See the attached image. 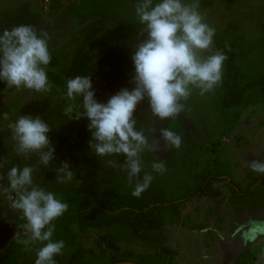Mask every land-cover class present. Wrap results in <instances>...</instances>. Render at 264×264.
<instances>
[{
	"label": "rangeland",
	"instance_id": "374dc122",
	"mask_svg": "<svg viewBox=\"0 0 264 264\" xmlns=\"http://www.w3.org/2000/svg\"><path fill=\"white\" fill-rule=\"evenodd\" d=\"M192 3L193 0H184ZM137 0H0V34L19 24H33L49 34L51 61L46 72L52 88L37 93L14 87L0 93V157L11 163L7 167L33 161H21L15 155L11 131L7 127L21 115H39L51 126L48 133L55 147V159L49 167L33 173L34 184L52 191L58 199L74 206L75 198H93L101 191L125 193L127 175L119 168L125 157L116 158V166L90 150L91 133L87 118L69 119L62 109L66 98V71L75 61L85 58L98 102L106 103L113 93L99 88V60L110 51H122L131 58L141 37L142 27L134 14ZM204 22L215 28L213 45L201 53L207 57L220 50L226 56L221 82L203 96L193 89L184 111L174 119L160 121L147 111V101L137 108V130H143L149 143L159 139V130L168 128L182 137L179 149H164L160 140L155 150L141 154L142 175L154 176L151 188L166 193L182 211L177 222L161 229L135 234L129 227L114 225L105 229L81 231L72 216L56 219L53 241H65L58 264H67L78 250H85L88 264H239L243 254L256 264L264 249V237L245 246L242 234L246 222L264 220V185L247 193L254 172L247 161L257 159L253 153H264V95L257 81L264 76V0H198ZM228 55L235 57L241 77V102L224 109ZM132 61V60H131ZM130 87L129 89L133 88ZM8 113V119L3 117ZM163 161L166 172L152 171L153 162ZM69 163L75 176L60 184L55 168ZM210 170L215 179L201 195L193 196L203 182L201 174ZM237 188L248 199L238 205L229 198ZM13 194L0 190V244L13 240V235L26 221L18 210L10 207ZM192 195L191 198H186ZM185 198V199H184ZM57 226H60L59 229ZM59 229V230H58ZM60 231H66L62 233ZM65 235V236H62ZM11 243V242H10ZM9 243V244H10ZM13 242L6 263L34 264L36 248Z\"/></svg>",
	"mask_w": 264,
	"mask_h": 264
},
{
	"label": "clouds",
	"instance_id": "9594fccd",
	"mask_svg": "<svg viewBox=\"0 0 264 264\" xmlns=\"http://www.w3.org/2000/svg\"><path fill=\"white\" fill-rule=\"evenodd\" d=\"M198 0H137L134 14L142 26L138 35L144 37L135 44L131 60L134 75L131 90L121 88L106 103L98 102L91 76H76L66 82V98L70 103L62 109L69 119L87 118L91 133L90 150L104 158L107 165L116 166V158L123 155L119 168L127 175V184L139 198L150 187L154 176L145 172L141 154L155 150L160 140L164 149H179L182 137L168 129L159 130V139L149 143L143 130H137L135 116L138 106L147 101V111L160 121L178 117L185 108L193 89L203 96L221 82L222 66L227 56L220 50L208 55L201 53L213 45L215 28L204 22ZM49 34L33 24H19L4 29L0 34V81L8 88L47 93L52 85L48 80L47 66L51 61ZM5 120L8 113H4ZM7 127L11 131L16 157L33 161L21 167L0 157V190L13 194L10 207L18 210L26 221L14 233L15 242L36 248L34 264H58L56 257L63 255L65 241H53L56 219L68 209L67 203L56 194L34 184L33 173L49 167L55 159V147L48 133L51 126L39 115H21ZM257 159L247 161L250 171L264 175V153H253ZM152 171L163 175V161L153 162ZM60 184L75 176L69 163L55 168ZM264 237V220L246 222L242 240L247 246ZM256 264H264V249L257 255Z\"/></svg>",
	"mask_w": 264,
	"mask_h": 264
},
{
	"label": "trees",
	"instance_id": "16d2710c",
	"mask_svg": "<svg viewBox=\"0 0 264 264\" xmlns=\"http://www.w3.org/2000/svg\"><path fill=\"white\" fill-rule=\"evenodd\" d=\"M235 63V57L228 55L229 67L224 81L225 94L222 102L224 109L233 108L243 98V93L238 86L241 73ZM88 67L87 60L80 58L66 71V76L69 79H73L76 76H86ZM97 70L96 83L99 88L107 92L116 94L121 88L134 86L130 83L135 71L133 62L122 51L108 52L99 60ZM256 85L261 88L264 95V76L257 81ZM3 90L4 85L0 81V93ZM200 178L203 182L197 191L193 193V196L201 195L211 181L215 179V176L210 170H206L201 174ZM263 185L264 175L254 173L247 193L255 189V187H262ZM131 193L132 191L122 194L101 191L96 193L93 198H75L74 207L63 216H72L73 219L71 221L77 223L81 231L89 229L101 230L111 228L114 225H121L129 227L135 234L161 229L169 222H177L182 217L181 209L166 193H160L151 187L145 190L139 198L132 196ZM247 193L236 187L229 198L230 203L238 205L246 202V199H248ZM193 196L189 195L186 198ZM57 227L59 228L60 226ZM60 232L65 233L66 231ZM10 242L7 241L0 244V264H12L10 262L6 263L11 250L10 245L15 241L13 239ZM249 259L250 257L247 254H243L239 259V264H244ZM67 264H88L86 251H76Z\"/></svg>",
	"mask_w": 264,
	"mask_h": 264
}]
</instances>
